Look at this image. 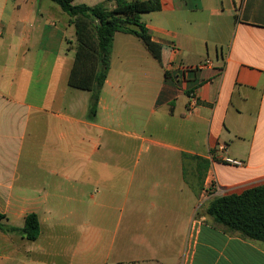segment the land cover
<instances>
[{"label": "crops", "instance_id": "0c3cea01", "mask_svg": "<svg viewBox=\"0 0 264 264\" xmlns=\"http://www.w3.org/2000/svg\"><path fill=\"white\" fill-rule=\"evenodd\" d=\"M159 1L149 41L115 34L90 118L71 17L0 0V212L40 223L35 241L0 229V264H264V243L208 213L264 184V0Z\"/></svg>", "mask_w": 264, "mask_h": 264}, {"label": "trees", "instance_id": "16d2710c", "mask_svg": "<svg viewBox=\"0 0 264 264\" xmlns=\"http://www.w3.org/2000/svg\"><path fill=\"white\" fill-rule=\"evenodd\" d=\"M76 0H52L71 17L77 39V60L85 59L91 69L90 118L97 113L98 99L109 75L114 36L130 33L149 41L141 15L159 12V0H108L89 7L75 4ZM113 3L112 7L108 4ZM82 58V59H81ZM208 213L228 232L264 243V184L231 194L211 202ZM6 216L0 212V229L6 233H20L29 241L40 236V223L34 213L28 214L23 227L4 224Z\"/></svg>", "mask_w": 264, "mask_h": 264}, {"label": "built area", "instance_id": "2783aa9c", "mask_svg": "<svg viewBox=\"0 0 264 264\" xmlns=\"http://www.w3.org/2000/svg\"><path fill=\"white\" fill-rule=\"evenodd\" d=\"M211 66H212L211 60L207 59L204 63L199 64V65H197L195 67L182 68L181 74H182V77L186 78L188 72L197 71V70H203V69L211 67ZM178 79H179V76L177 77L176 81ZM190 98H191L190 106L192 107L195 104H197V96H196V93L194 91L190 93ZM225 152H226V146L225 145H221V146L218 147V150H216L214 152V155H216L218 160L221 161L224 164H227V165H230V166H235V167H240V166L243 167L244 166V163L242 162V160L230 157V156L225 155V154L223 156L219 155V154H222V153H225ZM213 186H214V183L213 184L211 183L210 187L208 188V190L206 192L208 193L209 191H212L214 189V187H215V186L214 187ZM215 191H217V188L215 189Z\"/></svg>", "mask_w": 264, "mask_h": 264}]
</instances>
